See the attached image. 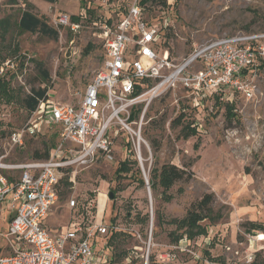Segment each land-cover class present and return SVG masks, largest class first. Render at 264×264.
Segmentation results:
<instances>
[{
	"label": "rangeland",
	"instance_id": "374dc122",
	"mask_svg": "<svg viewBox=\"0 0 264 264\" xmlns=\"http://www.w3.org/2000/svg\"><path fill=\"white\" fill-rule=\"evenodd\" d=\"M129 1L0 0V66L9 60L0 71V156L24 162L32 159L36 149L42 151L44 143L53 148L57 137L49 134L52 127L26 135L22 146L9 141L10 133L30 118L22 99L32 87H46L48 98L74 103L103 65V38L92 22L100 24L108 17L116 20ZM25 9L44 16L57 28V39L21 31L18 19ZM62 14L80 16L82 25L77 32L58 24ZM143 18L158 23L163 40L160 52L166 47L179 61L210 39L264 30V0H165L146 5ZM38 64L47 70V82H42ZM253 80L251 99L235 92L224 98L213 94L198 109L185 92L175 89L151 102L142 127L150 148L142 149L149 189L139 181L144 180L143 174L131 151L130 170L125 176L116 175L128 134L113 128L118 130L110 133L114 159L99 158L75 174L62 176L57 204L45 218L46 228L54 232L73 221L108 224L115 216L112 226L117 234L111 242L103 246L94 240L95 250H104L113 259L106 264H252L256 254L258 261L264 259V68ZM181 113L183 118H179ZM184 124L195 132L184 137ZM163 163L186 165L193 172L172 185L170 201L162 199L160 186L152 190L149 184L153 169ZM205 193L213 194L212 206L223 217L210 224L203 221L208 226L206 236L173 242L169 232L174 226L158 222L157 211L165 219L181 218ZM70 199L76 200L73 208ZM7 218L8 212L1 210L0 233L7 227ZM251 223L263 228L251 230ZM7 244L0 237V254ZM205 251L215 260L207 258Z\"/></svg>",
	"mask_w": 264,
	"mask_h": 264
},
{
	"label": "built area",
	"instance_id": "2783aa9c",
	"mask_svg": "<svg viewBox=\"0 0 264 264\" xmlns=\"http://www.w3.org/2000/svg\"><path fill=\"white\" fill-rule=\"evenodd\" d=\"M144 11L142 0H130L120 18L93 21L103 38L102 68L74 103L41 99L29 120L10 133L13 146H22L26 135L43 127L54 128L57 140L45 159L10 162L0 156V212H8L7 227L0 233L8 244L0 264H106L108 256L95 250L94 240L108 232V225L73 221L54 232L44 225L57 204L62 176L99 158L113 160L110 133L117 132L116 127L128 134L129 150L125 141L122 155L131 151L138 159L149 189L140 157L143 146L150 151L142 127L151 102L175 89L185 92L198 109L213 94L254 96L253 78L264 64V30L210 39L175 61L168 48L160 52V28L144 20ZM58 24L72 32L82 25L66 14L59 16ZM3 65L9 60L0 66L1 73ZM69 206L75 207L76 200L70 199Z\"/></svg>",
	"mask_w": 264,
	"mask_h": 264
},
{
	"label": "trees",
	"instance_id": "16d2710c",
	"mask_svg": "<svg viewBox=\"0 0 264 264\" xmlns=\"http://www.w3.org/2000/svg\"><path fill=\"white\" fill-rule=\"evenodd\" d=\"M53 1V0H48ZM165 0H142V3L149 5V7L154 6V4H163ZM88 12H91L87 9ZM125 12V8L123 9L122 13L118 16L120 18ZM91 14V13H90ZM73 20H80L79 15H72L70 16ZM111 18H109V22ZM18 26L21 31L23 32H30V33H40L42 35L48 36L53 39H57L58 37V29L49 25L44 16L38 15L37 13L32 12L29 9H25L21 12L19 19H18ZM262 31V30H257ZM171 55V53L169 52ZM172 56V55H171ZM38 68L42 73L41 80L42 82H47L49 80V75L47 70L41 69V64H38ZM264 68V64L262 65ZM46 87H32L30 92L22 99V105L25 108L27 113H31L39 103L41 99L48 98ZM232 108V107H231ZM231 108H229V112H231ZM231 114V113H230ZM134 113L132 114V116ZM183 113L179 115V118H183ZM175 122H179V119H175ZM184 137H188L190 134L195 132V128L189 126V124H184L181 127ZM43 131L39 132L42 133ZM37 133V134H39ZM35 134V135H37ZM53 135H57L55 129L53 128L52 133ZM51 142V146H52ZM45 147L42 151L36 149L32 154V159H45L48 157L52 148L47 143H44ZM53 147V146H52ZM127 150H129V143L126 141ZM128 152H125L120 161L118 166L115 169V173L117 176L123 175L125 176L128 171L130 170L128 164ZM188 166L184 165L179 167L173 163H163L161 164L160 168H154L153 173L150 174L149 184L152 190H156L158 186L161 187V197L165 201H170L173 196L169 193V189L172 185L181 179L189 178L192 175V171L187 170ZM62 180V179H61ZM142 184L144 180L141 178L139 180ZM213 203V194L212 193H205L201 198L191 203L190 208L187 210L186 214L181 218H171L165 219L161 212L157 211V219L160 223H167L174 226L169 232V236L173 239V242H178L180 239L185 237L186 239H193L194 237L208 234V226L207 224L203 223L204 220H207L210 223L216 222L220 218L223 217V213L220 210H215L212 206ZM113 204H109V207L112 210ZM115 216L112 217L110 222L106 225L109 226V230L107 233L103 235L104 242L109 241L111 242L112 237L117 234V231H113V222ZM262 225L251 223V230H260L262 229ZM207 258L214 261L208 251H205ZM256 259L253 261L252 264H264V259L258 261L259 254H256ZM112 258L108 257L109 263L112 262Z\"/></svg>",
	"mask_w": 264,
	"mask_h": 264
},
{
	"label": "crops",
	"instance_id": "0c3cea01",
	"mask_svg": "<svg viewBox=\"0 0 264 264\" xmlns=\"http://www.w3.org/2000/svg\"><path fill=\"white\" fill-rule=\"evenodd\" d=\"M47 216V215H46ZM46 218V217H45ZM96 240L98 242V240L100 241V243H104V239H103V235L97 236ZM96 242V241H95Z\"/></svg>",
	"mask_w": 264,
	"mask_h": 264
},
{
	"label": "water",
	"instance_id": "95a60500",
	"mask_svg": "<svg viewBox=\"0 0 264 264\" xmlns=\"http://www.w3.org/2000/svg\"><path fill=\"white\" fill-rule=\"evenodd\" d=\"M108 198H109V199H112V198H113V193H112V192H109V193H108Z\"/></svg>",
	"mask_w": 264,
	"mask_h": 264
},
{
	"label": "bare ground",
	"instance_id": "6f19581e",
	"mask_svg": "<svg viewBox=\"0 0 264 264\" xmlns=\"http://www.w3.org/2000/svg\"><path fill=\"white\" fill-rule=\"evenodd\" d=\"M140 158H141V161H142V160H143V159H142V156H141Z\"/></svg>",
	"mask_w": 264,
	"mask_h": 264
}]
</instances>
